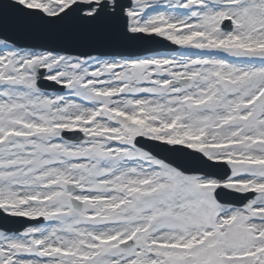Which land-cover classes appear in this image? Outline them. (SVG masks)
Segmentation results:
<instances>
[{
	"label": "snow or ice",
	"instance_id": "1",
	"mask_svg": "<svg viewBox=\"0 0 264 264\" xmlns=\"http://www.w3.org/2000/svg\"><path fill=\"white\" fill-rule=\"evenodd\" d=\"M0 264H264V0H0Z\"/></svg>",
	"mask_w": 264,
	"mask_h": 264
},
{
	"label": "water",
	"instance_id": "2",
	"mask_svg": "<svg viewBox=\"0 0 264 264\" xmlns=\"http://www.w3.org/2000/svg\"><path fill=\"white\" fill-rule=\"evenodd\" d=\"M164 43L166 44V42L164 41Z\"/></svg>",
	"mask_w": 264,
	"mask_h": 264
}]
</instances>
